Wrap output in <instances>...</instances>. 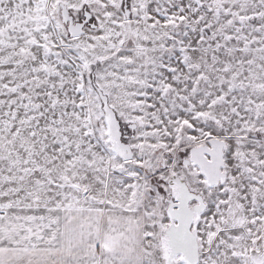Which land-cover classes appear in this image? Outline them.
Listing matches in <instances>:
<instances>
[{"label":"snow or ice","instance_id":"obj_1","mask_svg":"<svg viewBox=\"0 0 264 264\" xmlns=\"http://www.w3.org/2000/svg\"><path fill=\"white\" fill-rule=\"evenodd\" d=\"M0 264H264V0H0Z\"/></svg>","mask_w":264,"mask_h":264}]
</instances>
